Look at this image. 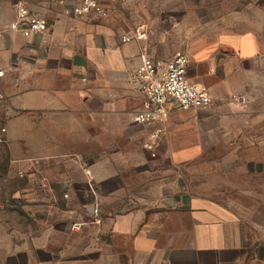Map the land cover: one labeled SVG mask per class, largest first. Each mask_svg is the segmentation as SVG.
<instances>
[{
	"label": "crops",
	"instance_id": "crops-1",
	"mask_svg": "<svg viewBox=\"0 0 264 264\" xmlns=\"http://www.w3.org/2000/svg\"><path fill=\"white\" fill-rule=\"evenodd\" d=\"M26 1L48 30L15 37L11 21L0 37V125L8 169L56 215L37 248L57 251L58 264H248L249 216L221 203L241 199L205 187H264V28L193 37L182 23L176 52L187 55L189 78L209 89L212 104L140 124L133 114L143 97L132 82L139 56L176 52L151 51L148 37L123 42L134 31L117 36L108 19L77 16L69 2ZM12 2L0 0L1 22ZM242 94L244 104L231 99ZM223 137L233 144L212 145ZM258 232L261 252L264 222ZM50 234L67 236L66 244L52 245Z\"/></svg>",
	"mask_w": 264,
	"mask_h": 264
},
{
	"label": "rangeland",
	"instance_id": "rangeland-1",
	"mask_svg": "<svg viewBox=\"0 0 264 264\" xmlns=\"http://www.w3.org/2000/svg\"><path fill=\"white\" fill-rule=\"evenodd\" d=\"M187 2H197L200 6L197 9L189 5L186 7ZM100 4L105 11L100 17L109 20L117 36L119 28L122 33H132L139 29H136L137 27H142L146 33L144 37H148L151 51L169 56L179 49V37H183L185 33L182 23L185 25L186 20L188 32L193 37H227L246 32L259 34L264 28L261 23L264 17V0H100ZM12 7V10L2 16L3 22L0 20V37H8L10 33L7 24L13 21L16 15L13 2ZM13 33L17 35L15 37L34 36L16 30ZM238 96L240 95L231 99L235 100ZM213 144L231 145L233 141L229 137H223L212 142ZM7 166V151L4 144H0V264H58L54 257L57 251L46 252L37 248V240L46 236L44 230L56 216L51 203L30 200L25 195L27 189L31 188L28 187V180L15 171H10ZM192 172L194 173L189 170V174ZM205 188L211 191L209 193L222 192L220 194L223 196L212 194L216 198L226 199L225 197L229 196L241 199L221 203L236 207L241 216L244 213L249 216L247 225L250 228L247 227L246 232L252 247L248 253L249 258L247 255V262L249 264L250 258L258 256L256 264H264V251L259 252L256 246L259 243L258 225L264 222V187L253 184ZM237 189L242 194L246 192L251 200L243 201L242 196L232 194ZM188 193H197L196 188L188 187ZM69 225V221L65 220L61 227L68 229ZM48 236L56 247L66 244L67 236Z\"/></svg>",
	"mask_w": 264,
	"mask_h": 264
},
{
	"label": "built area",
	"instance_id": "built-area-1",
	"mask_svg": "<svg viewBox=\"0 0 264 264\" xmlns=\"http://www.w3.org/2000/svg\"><path fill=\"white\" fill-rule=\"evenodd\" d=\"M58 3H71L73 13L84 16L89 13L104 15L100 0H56ZM16 18L8 28L23 31L31 35L48 30L47 21L34 13L26 0H14ZM2 28H0L1 30ZM145 36L142 29L124 35L123 42L140 40ZM140 62L133 73L132 82L143 97V108L133 114L136 123L162 122L173 109H204L212 104V95L208 88L192 82L187 74L188 57L178 51L170 58H161L142 53ZM1 74V72H0ZM244 104L243 95L235 98ZM7 128L0 125V144L6 140ZM66 196V195H65ZM79 227L74 224L73 228Z\"/></svg>",
	"mask_w": 264,
	"mask_h": 264
},
{
	"label": "water",
	"instance_id": "water-1",
	"mask_svg": "<svg viewBox=\"0 0 264 264\" xmlns=\"http://www.w3.org/2000/svg\"><path fill=\"white\" fill-rule=\"evenodd\" d=\"M180 197L176 195L174 198L167 199V203L174 205L176 201H179Z\"/></svg>",
	"mask_w": 264,
	"mask_h": 264
}]
</instances>
